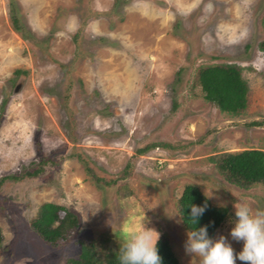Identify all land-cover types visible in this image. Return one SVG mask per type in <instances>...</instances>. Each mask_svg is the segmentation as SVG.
Listing matches in <instances>:
<instances>
[{"label":"rangeland","instance_id":"1","mask_svg":"<svg viewBox=\"0 0 264 264\" xmlns=\"http://www.w3.org/2000/svg\"><path fill=\"white\" fill-rule=\"evenodd\" d=\"M263 18L264 0H0V264H66L79 243L102 257L144 217L179 264H201L177 212L187 185L228 210L212 239L242 251L234 205L264 210V189L209 159L264 151ZM212 65L240 69L241 114L203 100L197 70ZM44 203L78 218L54 246L30 227Z\"/></svg>","mask_w":264,"mask_h":264},{"label":"trees","instance_id":"2","mask_svg":"<svg viewBox=\"0 0 264 264\" xmlns=\"http://www.w3.org/2000/svg\"><path fill=\"white\" fill-rule=\"evenodd\" d=\"M16 10L15 6L10 10L13 30L20 33L23 39H27L22 35L23 27ZM262 27L264 33V18ZM258 49L264 52V36ZM15 73H19V71H15ZM196 80L203 100L213 105L219 112L236 116L246 109L248 88L238 67L234 65L201 67L197 70ZM147 150L148 147H145L138 153ZM209 160L227 183L243 189L254 185H259L264 189V151L247 149L236 153H223ZM39 173L40 170L37 169L28 173L27 176L33 177ZM8 178L16 179L15 176ZM205 204L207 208L204 214L197 219L195 224H192L190 221L191 206H204ZM177 212L181 225L186 231L190 232L207 226L210 238H213L215 232L228 217L226 208L212 205L193 185H187L182 189L177 200ZM77 226L78 218L75 214L51 203L42 204L37 210L35 219L30 223L33 232L43 242L52 246L65 241ZM1 241L0 231V244ZM79 247L78 256L74 259H67L66 264H119L120 250L106 249L102 257H98L93 244L79 243ZM157 248L162 258V264H179L165 236L160 237Z\"/></svg>","mask_w":264,"mask_h":264},{"label":"clouds","instance_id":"3","mask_svg":"<svg viewBox=\"0 0 264 264\" xmlns=\"http://www.w3.org/2000/svg\"><path fill=\"white\" fill-rule=\"evenodd\" d=\"M237 218L230 236L235 241H243L238 254L224 236L213 240L208 236L207 226L188 233L185 251L201 258V264H236L238 259L244 264H264V210H253L247 204L234 205ZM207 205L191 206L192 224L201 217ZM161 233L155 228H147L144 220L138 230L125 234L119 254V264H162L157 244Z\"/></svg>","mask_w":264,"mask_h":264}]
</instances>
